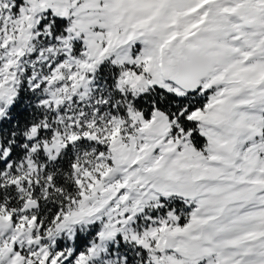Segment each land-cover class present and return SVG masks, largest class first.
<instances>
[{
	"label": "snow or ice",
	"instance_id": "6c2138e0",
	"mask_svg": "<svg viewBox=\"0 0 264 264\" xmlns=\"http://www.w3.org/2000/svg\"><path fill=\"white\" fill-rule=\"evenodd\" d=\"M0 264H264V0H0Z\"/></svg>",
	"mask_w": 264,
	"mask_h": 264
}]
</instances>
